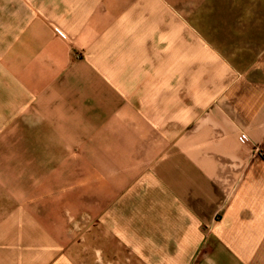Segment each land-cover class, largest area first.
Here are the masks:
<instances>
[{
	"label": "crops",
	"instance_id": "0c3cea01",
	"mask_svg": "<svg viewBox=\"0 0 264 264\" xmlns=\"http://www.w3.org/2000/svg\"><path fill=\"white\" fill-rule=\"evenodd\" d=\"M249 5L0 0V264H84L18 224L61 212L127 264H264V8ZM2 200L26 208L8 228Z\"/></svg>",
	"mask_w": 264,
	"mask_h": 264
},
{
	"label": "rangeland",
	"instance_id": "374dc122",
	"mask_svg": "<svg viewBox=\"0 0 264 264\" xmlns=\"http://www.w3.org/2000/svg\"><path fill=\"white\" fill-rule=\"evenodd\" d=\"M244 4H250L249 7H253L255 9L263 7L264 8V0H241ZM9 200V199H8ZM7 200V201H8ZM3 202V200H2ZM9 202V201H8ZM38 206V205H37ZM25 209L26 208L20 204L16 203H2V224L7 223V228L13 226L12 223L16 224L13 213L16 211V208ZM35 207V205H33ZM39 213H45V210L42 205H39ZM52 217L49 219L38 220L34 219L31 221L24 220L22 218L21 221H18L20 226L28 227L27 231H31L34 234V238L40 243L44 245H50L54 247H58L55 253L50 257V260L63 259V253L65 252V256L71 248V256L77 257L81 256V261L84 260V264H127L132 262H127L120 260V257L116 259L113 255L114 252L111 248V237L99 236L96 234L95 230V220L93 219H78L74 216L70 215L69 220H64L62 218V212L51 213ZM60 215V217H58ZM38 224V225H37ZM41 227V228H40ZM44 228V229H42ZM18 232V230H16ZM50 233L49 235L44 233ZM13 233V231L11 232ZM43 233V234H42ZM10 237H14V235L8 234ZM6 236V239L10 237ZM11 240V239H10ZM64 248V251L62 249ZM113 247V246H112ZM62 249V250H61ZM68 249V250H67ZM103 255V257L101 256ZM116 255V253H115Z\"/></svg>",
	"mask_w": 264,
	"mask_h": 264
},
{
	"label": "built area",
	"instance_id": "2783aa9c",
	"mask_svg": "<svg viewBox=\"0 0 264 264\" xmlns=\"http://www.w3.org/2000/svg\"><path fill=\"white\" fill-rule=\"evenodd\" d=\"M241 139H242V141L251 144V140H250V138L248 137L247 134L243 133V134L241 135ZM252 146L254 147V153H255L257 156H259V157H261V158L264 159V149L261 148V147H259L258 145H254V143H252Z\"/></svg>",
	"mask_w": 264,
	"mask_h": 264
}]
</instances>
